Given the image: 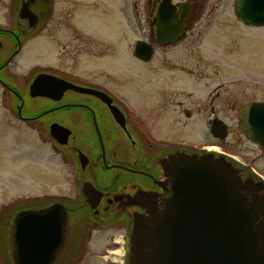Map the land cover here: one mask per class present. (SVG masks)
I'll use <instances>...</instances> for the list:
<instances>
[{"label":"flooded vegetation","instance_id":"1","mask_svg":"<svg viewBox=\"0 0 264 264\" xmlns=\"http://www.w3.org/2000/svg\"><path fill=\"white\" fill-rule=\"evenodd\" d=\"M117 2L0 0V173H6L0 174V191L20 178L23 141L30 148L40 145L47 162L58 153L73 170L81 198L68 206L70 239L57 264L79 262L73 259L83 243L73 245L74 225L89 236L92 228L119 227L129 241L133 214L145 212L134 197L163 196L167 177L161 163L177 153L221 155L241 179L264 184L257 165L264 146L246 137L240 119L242 107L264 103V90L249 85L254 95L246 100L248 76L237 68L228 43L230 23L214 21V0H172L171 9L164 0ZM113 27L139 35L126 47L144 69L128 70L126 86L111 88L97 74L109 78L114 72L97 64L119 56ZM138 41L144 42L145 60L134 54ZM55 125L65 129L64 146L56 141ZM244 145L245 152L260 153L247 157ZM87 183L102 193L97 210L82 194ZM52 200L2 205L0 238L8 241L19 210Z\"/></svg>","mask_w":264,"mask_h":264},{"label":"water","instance_id":"2","mask_svg":"<svg viewBox=\"0 0 264 264\" xmlns=\"http://www.w3.org/2000/svg\"><path fill=\"white\" fill-rule=\"evenodd\" d=\"M163 5L175 7L172 0ZM235 12L247 26H264V0H236ZM134 54L145 60L144 42L135 44ZM101 95L109 104L106 94ZM240 119L246 137L264 146V103L242 107ZM54 130L57 143L66 145L65 129L55 125ZM161 164L167 177L163 196L141 192L133 199L145 212L133 214L127 264H264L262 182L241 179L231 163L210 153L181 152ZM82 194L97 210L102 193L87 183ZM52 201L15 214L8 239L12 264H57L63 256L72 201Z\"/></svg>","mask_w":264,"mask_h":264},{"label":"rangeland","instance_id":"3","mask_svg":"<svg viewBox=\"0 0 264 264\" xmlns=\"http://www.w3.org/2000/svg\"><path fill=\"white\" fill-rule=\"evenodd\" d=\"M117 3L118 5L127 4V2L119 3V0ZM235 3L236 0H214L216 12H218L214 21L230 23L231 28L227 34L230 38L228 43H231L232 53L237 56L234 59L237 61V68L243 75L248 76L245 84L248 92L246 100H249L252 99L255 88L249 85L258 83L261 90H264V26L247 27L240 23L241 21L235 12ZM110 30L113 37L117 38L119 56L111 61L112 63H98L97 68L101 66V68L111 70L114 72V76L111 75L108 78L106 75L97 74V80L111 88L116 84L126 86L125 78L128 70L142 71L144 69L143 65L130 55V50L126 47L131 46L139 38V35L132 31L131 33L126 32L119 27H113ZM102 34H105V30L102 31ZM23 60L25 59L23 58ZM25 64L26 62L23 61V65ZM87 68L90 70L89 65ZM23 71L24 74L27 72L25 68ZM252 88L253 90H251ZM27 142L23 141L20 178L16 182V186H12L4 192L6 195L0 191V208L2 205H8L15 201L19 202L18 207H20L30 202L31 198L43 196L69 201L79 200L81 198L80 190L75 177L72 176L74 175L73 170H69L59 154L55 153L52 160L47 162L46 152L42 150V147L38 145L35 148H30L31 144H27ZM243 148L245 152L248 147L244 145ZM249 151L251 152H245V156L252 157L260 153L256 149ZM257 165L260 166L258 169L264 175V159L259 161ZM13 207L11 206V208ZM72 241L73 245H79V248L83 243L80 248V255L78 254L73 259L77 261L80 257L78 264H127L129 241L124 238V230L119 227L108 230L92 228L91 236H89L88 233L80 235L74 225ZM0 245V264H12L6 237L0 238ZM117 251H119V255H117Z\"/></svg>","mask_w":264,"mask_h":264},{"label":"bare ground","instance_id":"4","mask_svg":"<svg viewBox=\"0 0 264 264\" xmlns=\"http://www.w3.org/2000/svg\"><path fill=\"white\" fill-rule=\"evenodd\" d=\"M116 253H117V255H119V251H117ZM116 253H115V254H116Z\"/></svg>","mask_w":264,"mask_h":264}]
</instances>
